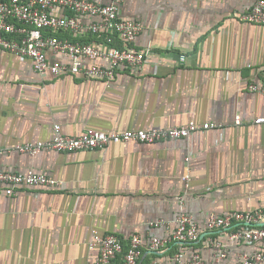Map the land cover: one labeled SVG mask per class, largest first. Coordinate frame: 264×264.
<instances>
[{
    "label": "crops",
    "instance_id": "1",
    "mask_svg": "<svg viewBox=\"0 0 264 264\" xmlns=\"http://www.w3.org/2000/svg\"><path fill=\"white\" fill-rule=\"evenodd\" d=\"M257 1L121 0L120 16L144 24L133 47L152 50L139 69L120 65L110 86L70 73H39L31 58L0 49V171L34 170L65 182L63 188L20 185L11 196L0 183V264H87L99 257L89 245L94 231L125 242L138 234L144 251L138 264H172L179 247L186 256L198 252L213 261L215 240L226 244L219 264H238L241 255L260 248L229 240L241 223L207 229L211 213L264 207V123L255 122L264 116V94L249 89L264 82V25L238 17ZM49 59L69 61L53 52ZM190 121L221 122L223 128L74 152L31 155L15 148L51 139L56 124L78 136L87 129ZM180 213L193 217L201 237L151 249L153 237L174 235ZM158 221L164 223L154 225Z\"/></svg>",
    "mask_w": 264,
    "mask_h": 264
},
{
    "label": "built area",
    "instance_id": "2",
    "mask_svg": "<svg viewBox=\"0 0 264 264\" xmlns=\"http://www.w3.org/2000/svg\"><path fill=\"white\" fill-rule=\"evenodd\" d=\"M120 1L101 4L93 0H0V49L22 59L31 58L39 73H70L105 81L110 86L120 65L139 69L152 50L151 47L140 50L133 47L144 24L139 20L122 18L119 14ZM58 9L62 12L57 13ZM84 16L95 20L86 23L82 20ZM238 17L246 23L264 25V0L247 7ZM63 33L70 37H61ZM72 35H87L90 39H101V42L78 41L72 39ZM50 52L64 55L69 61L50 60ZM185 59L182 55L181 60ZM99 61H107L108 65L99 64ZM249 89L264 94V82H252ZM236 122H240L239 117ZM255 122L264 123V116L258 117ZM211 128H223V123L190 121L183 126L113 132L87 129L78 136L64 134L61 126L56 124L51 139L19 143L15 148L19 152L36 155L45 150L74 152L102 149L112 143L129 141L153 144L186 138L196 131ZM185 179L186 186H189L190 176L186 175ZM0 183L4 184V192L9 196L14 195L20 185L65 186L64 181L34 170L0 171ZM175 222L177 228L174 235L169 238L153 237L151 249L163 250L173 241L186 243L201 237V229L191 215L180 213ZM163 223L158 221L154 225ZM235 223H241V226L231 231L229 240L260 245L258 250L241 255L238 264H264V207L223 215L211 213L207 229L229 228ZM211 243L215 248L213 261L205 260L198 252L186 256L179 247L173 255L172 264H219L227 256L226 244L222 240ZM89 245L99 250V257L87 264H138L144 252L143 239L138 234L125 242L116 234L94 231Z\"/></svg>",
    "mask_w": 264,
    "mask_h": 264
},
{
    "label": "trees",
    "instance_id": "3",
    "mask_svg": "<svg viewBox=\"0 0 264 264\" xmlns=\"http://www.w3.org/2000/svg\"><path fill=\"white\" fill-rule=\"evenodd\" d=\"M61 37H63V34H60Z\"/></svg>",
    "mask_w": 264,
    "mask_h": 264
}]
</instances>
